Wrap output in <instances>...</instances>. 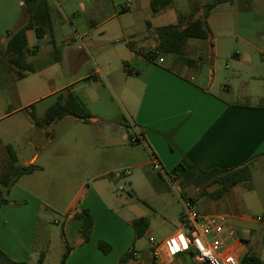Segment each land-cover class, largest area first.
<instances>
[{
	"label": "crops",
	"instance_id": "obj_1",
	"mask_svg": "<svg viewBox=\"0 0 264 264\" xmlns=\"http://www.w3.org/2000/svg\"><path fill=\"white\" fill-rule=\"evenodd\" d=\"M149 3L151 8V0ZM172 3L153 14L163 24L157 26L152 19H147L143 44L127 39L128 50L123 51L119 60L124 67L110 63L105 69L94 60L96 67L85 75H80L87 57L85 49L72 47L66 38H59L67 30L60 15L55 23L52 14V36L38 39L34 30L27 31L28 62L33 64L35 72L19 79L17 68L10 64L7 44L10 35L28 23L29 14L15 25H7L6 17L0 22V123L13 119L6 128L0 126V141L5 140L4 129L12 134L22 133V142L9 143L6 150L11 145L18 162L19 154L28 152L30 156L20 166L38 168L18 179L6 195L7 202L0 207V254L8 263L37 264L44 254L42 264H47L45 248L51 243L52 231L44 213L53 212L61 218L54 220V224H62L65 251L67 245L71 248L66 264H119L132 248L133 255L126 264H174L180 254L191 256L186 249L181 217L167 221V229L157 241L151 207L143 204L147 194L140 193L134 185L135 172H144L146 182L152 184V208L158 212L169 216L175 204L154 178L156 172L164 183L181 191L180 215L184 201L189 198L203 201V213L229 215L230 223L242 228L236 239L228 241L229 249L240 259L251 250V244L255 246L261 241L264 236V62L257 54H262L264 60V44L246 40L249 50L244 55L234 53L239 59L234 60L237 65L233 69L229 63L226 65L228 74L235 77L229 82L231 79L226 80L219 73L217 60L213 59L217 55L216 44L209 48L212 64L208 68L201 61L202 54L197 55L204 44H190V40L184 61L175 55L171 62L164 56L152 60L150 53L159 43L157 27L185 26L188 20L203 16L198 9L195 14H174ZM127 31L122 26L118 36L134 35H126ZM206 41L212 43L210 36ZM55 46L60 50L59 61L55 58ZM43 56H47V61L41 60ZM160 59L164 61L159 62ZM90 79L110 86L124 114L123 121L116 117L117 107L104 93L80 90V83ZM253 82H261L262 87H253ZM50 83L55 86L47 93L37 92L40 86ZM25 84L26 88L20 86ZM69 91L87 104L92 113L90 121L67 115L48 126L38 127L30 112L42 118L59 95ZM51 97L56 99L37 111V105ZM69 119L83 123L78 135H72L77 125ZM125 126L132 131L125 132ZM135 137L137 141L132 142ZM41 139L45 141L41 143ZM4 160L0 151V163ZM155 161L161 165V172L154 169ZM245 165L252 174L251 190L240 184L222 198L214 194L199 197L201 188L211 191L212 187H219L211 185V181L227 170ZM130 169L131 175H125ZM80 180L86 181L78 185ZM122 181L128 185L127 190L123 186L116 189V184ZM73 188L77 191L67 205L65 194ZM219 207H225L226 212L211 211L220 210ZM85 208L91 211L95 221L88 242L81 235L82 221L73 219L76 212ZM143 216L150 218V227L136 240L133 221ZM246 225L256 228L249 230ZM40 239L42 246L37 249ZM146 239L150 243L158 242L160 258L154 257L153 245L142 246ZM100 241L111 245L109 253L99 248ZM38 250L40 256L34 263Z\"/></svg>",
	"mask_w": 264,
	"mask_h": 264
},
{
	"label": "rangeland",
	"instance_id": "obj_2",
	"mask_svg": "<svg viewBox=\"0 0 264 264\" xmlns=\"http://www.w3.org/2000/svg\"><path fill=\"white\" fill-rule=\"evenodd\" d=\"M213 0H174L170 6L174 14H195L198 11H201V14H204L205 8L208 3ZM52 14L55 16V23L58 22V14L62 23L65 24L66 34L60 36L59 38L67 39V42H70L72 47H83L86 52L85 63L82 67V74L90 73L96 67L94 60L102 65L105 69L108 68L110 63L114 65L119 63L120 58L122 57L123 51L128 50L127 39L132 41H137V43L143 44L144 29L147 28L146 21L147 19H152L154 25L163 24L161 20L155 13L152 12L150 8L149 0H50ZM169 7V8H170ZM200 9V10H199ZM28 14L23 0H0V22L6 17L7 25H14L20 20L23 19ZM57 17V18H56ZM172 21V20H168ZM207 27L210 30V38L212 43H208L206 40L199 39H190V44L195 42L204 44L203 48L197 52V55L203 56L202 62L206 67H210L212 60L208 58L209 48L216 44L218 45L217 55L213 57L216 58L217 65L219 68V73L224 75V78L235 79L232 73L228 74L226 65L229 63L231 69L233 66L237 65L239 59L238 54L234 53H246L248 49L246 40H250L259 45L264 44V36L258 35L257 33H262L264 35V0H235L231 3H225L217 6L212 12L210 17L206 20ZM122 26L128 28L126 35H133L131 37L123 38V36H118L119 31L122 29ZM94 29V31L92 30ZM122 35V34H121ZM119 37V38H118ZM234 54V55H233ZM233 55V56H232ZM258 59L262 62V54H257ZM174 55H164V58L168 62L174 60ZM157 58H154L156 60ZM42 61H47V56L41 57ZM235 60V61H234ZM120 64V63H119ZM124 67V64H120L119 67ZM230 77V78H228ZM28 84V83H27ZM27 84L20 85L22 88H26ZM82 84L80 88L81 91H86L87 93H100L105 94L106 98L114 103L116 106V117L118 119L124 120V114L119 106L117 99L113 96L110 86L104 81H95L93 79L87 80ZM233 87H236V84L231 83ZM60 85V84H58ZM254 86L262 87L261 82H253L251 84ZM52 86H55V83L45 84L40 86L37 89V92L40 94L47 93ZM76 89V87H75ZM86 99V96H84ZM55 97H51L45 100L43 103L37 105V111H41L43 107L47 104L54 101ZM56 99V98H55ZM13 119L4 120L0 123V126L9 124ZM77 127L72 132V135H78V128L83 126L81 121H72ZM80 126V127H79ZM3 130V136L5 137L4 141H0V151H2V156L5 160L0 163V172L5 169V165L8 161V155L6 150V145L11 143L18 144L22 142L23 136L22 133L12 134ZM125 132L132 130L125 126ZM45 140H40L42 143ZM30 154L26 151L19 154V166L23 165L25 159H27ZM151 167V166H150ZM152 168V167H151ZM131 170V169H130ZM151 170V169H150ZM132 171V170H131ZM136 179L134 180V185L140 191V193H146L145 202L146 206H150L151 219L153 220V228L156 232V235L161 239L167 229V221L172 217L179 218L181 217L180 211L182 210L181 201L179 200L182 196L181 191L177 188H173L171 184L164 183L162 179L159 178L158 173H154V178L159 182V186L165 188L169 193V196L174 200L175 207L170 210L169 216L162 212H158L154 207L153 196H152V184L146 182V174L144 172H135ZM86 180L78 181V185H81ZM120 186L128 189V185L123 181L119 184H116V189ZM58 189V188H57ZM59 190H62L60 187ZM126 190L123 194L126 193ZM217 190V187H212L213 192L208 190L207 187L201 188L199 197H207L210 194H213ZM76 189L73 188L66 192L65 198L67 205L70 200L74 197ZM211 192V193H210ZM195 194V193H193ZM145 195V194H143ZM185 197V196H184ZM196 200V199H195ZM196 206L202 212L205 211V206L202 200H197ZM142 206V205H141ZM220 208V207H219ZM148 211V210H147ZM213 212L220 211L226 212L225 207L219 209L211 210ZM183 212V211H182ZM48 217L49 228L52 231V240L47 246L46 252L48 254L47 264H59L62 254L65 251V246L61 237V227L60 225L54 224V220H61L60 215L57 213H44ZM43 217V216H42ZM164 217H167L164 219ZM165 220V224H163ZM240 226L235 228L238 232L242 231ZM243 227V225L241 226ZM246 229H255L256 226L246 225ZM41 234L43 231V226H40ZM155 234V233H154ZM158 243V242H156ZM152 245L149 240H143L142 246L149 247ZM41 239L38 242L37 249L41 247ZM251 250L255 251L263 260H264V236L260 242L251 244ZM40 256V251H37V254L34 257L33 262L36 263L38 257ZM197 260L194 257H191L188 254H180L176 257L174 264H198ZM0 264H10L4 257L0 254ZM148 264H152L151 262ZM200 264V263H199Z\"/></svg>",
	"mask_w": 264,
	"mask_h": 264
},
{
	"label": "trees",
	"instance_id": "obj_3",
	"mask_svg": "<svg viewBox=\"0 0 264 264\" xmlns=\"http://www.w3.org/2000/svg\"><path fill=\"white\" fill-rule=\"evenodd\" d=\"M26 10L29 14L28 23L17 32L10 35L7 44V53L9 55L10 64L17 68L19 79H24L28 73L35 72L33 64L28 62L29 46L27 41V31L34 30L38 39H43L46 35H53V19L52 8L48 0H23ZM235 0H213L208 3L203 16L188 20L185 26L180 24H168L156 28V34L159 40L155 50L150 53L152 58L163 57L164 55H175L181 60H185V49L190 39L206 40L210 36V30L207 27L206 20L210 17L211 12L219 5L231 3ZM173 0H151V9L157 13L171 4ZM55 45V42H52ZM56 61L60 60V50L55 46ZM187 61V60H186ZM188 63H192L189 60ZM33 121L38 127L48 126L51 123L64 118L67 115L75 116L84 122H89L92 113L87 104L81 98L69 91L68 94H61L57 102L49 107L42 118H37L33 112H30ZM8 161L5 169L0 172V207L7 202L6 195L10 192L11 187L18 179L26 174H31L38 168L35 165L19 166L18 157L11 145L7 146ZM218 184L219 187L213 193L217 198H222L229 193L235 186L243 184L249 190L253 188L252 174L248 165L237 169L227 170L214 179L210 183ZM73 219L81 220V235L84 242L91 239L92 231L95 225L91 211L87 208L76 212ZM150 227V218L143 216L133 221L135 230V239L142 238ZM63 235V233H62ZM99 248L104 253L111 251V245L100 241ZM70 247L66 246V251L62 257L60 264H66V259L70 252ZM133 249L125 254L119 264H126L133 255ZM44 254L41 255L37 264L44 262ZM18 264H30L28 262H20ZM240 264H264L262 259L252 250H249Z\"/></svg>",
	"mask_w": 264,
	"mask_h": 264
},
{
	"label": "built area",
	"instance_id": "obj_4",
	"mask_svg": "<svg viewBox=\"0 0 264 264\" xmlns=\"http://www.w3.org/2000/svg\"><path fill=\"white\" fill-rule=\"evenodd\" d=\"M151 59L154 60L152 57ZM131 141L136 142L137 138H132ZM153 167L157 171H162L157 161ZM131 173V170L124 172L127 176ZM230 218L227 214L201 212L192 198L184 201L180 220L185 230L186 249L193 254L198 264H240V258L229 249L228 241L238 237ZM151 243L154 246V257L160 258L159 244L155 240Z\"/></svg>",
	"mask_w": 264,
	"mask_h": 264
},
{
	"label": "water",
	"instance_id": "obj_5",
	"mask_svg": "<svg viewBox=\"0 0 264 264\" xmlns=\"http://www.w3.org/2000/svg\"><path fill=\"white\" fill-rule=\"evenodd\" d=\"M191 256L193 257V254L191 253Z\"/></svg>",
	"mask_w": 264,
	"mask_h": 264
}]
</instances>
